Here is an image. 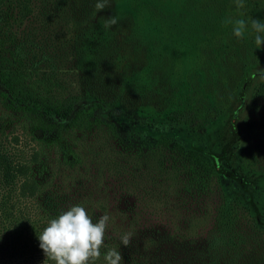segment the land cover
I'll use <instances>...</instances> for the list:
<instances>
[{"label": "trees", "instance_id": "obj_1", "mask_svg": "<svg viewBox=\"0 0 264 264\" xmlns=\"http://www.w3.org/2000/svg\"><path fill=\"white\" fill-rule=\"evenodd\" d=\"M97 2L63 0L51 15L61 29L81 33L97 23L114 38L115 58L92 70L76 66L81 52L70 43L54 57L38 46L22 54L15 25L32 14V1L0 0V264H54L37 235L75 205L94 223L109 216L92 264H106L110 248L121 253L120 264H264V167L250 144L255 124L242 116L248 99L264 97V44L257 48L250 26L237 38L225 23L264 22V0H243V9L235 0H145L155 17L182 28L196 10L198 19L183 28L188 34L199 20L202 29L218 28L202 49L203 67L218 66L210 84L221 105L206 107L197 89L183 108L179 61L140 31L141 0H108L99 11ZM110 17L117 23L106 28ZM134 67L159 87L139 97L123 93L119 78ZM145 108L155 115L130 132ZM6 125L22 131L12 138L19 149L7 145ZM186 203L195 208L185 210ZM164 219L172 226L164 228Z\"/></svg>", "mask_w": 264, "mask_h": 264}, {"label": "rangeland", "instance_id": "obj_2", "mask_svg": "<svg viewBox=\"0 0 264 264\" xmlns=\"http://www.w3.org/2000/svg\"><path fill=\"white\" fill-rule=\"evenodd\" d=\"M32 1V14L25 19L23 22L15 25V30L19 36L20 48L19 51L24 55H30L31 49L38 46L42 48L45 57H54L60 50L61 46L65 43H70V48L79 50L81 55L79 60L76 61L77 67H84L89 69H97L102 67L111 58H115L117 54V46L115 47L114 38L110 35L107 30L101 27L100 24H95L89 29L75 33L70 27L61 25L62 29L57 26V22H53L51 15L55 7L61 5L63 0H31ZM192 3L198 4V0H191ZM189 4V3H188ZM134 8V4L131 5ZM191 6V4H190ZM189 6L183 7L182 13L187 12ZM179 9V7H176ZM134 10V9H130ZM139 13L140 31L149 37H152V44L156 45V41L161 42L162 47L169 53L176 54L179 64L177 65L176 81L180 87L179 99L183 101V108L187 106V102L190 99V94L193 90L200 89L204 97L209 101L211 107L220 106V98L216 95L214 86L210 83H214L210 75H215V71L218 66L214 63L208 64V69L204 68L205 65V54L202 49L204 40L213 38L217 33L218 28L211 30L202 29L201 22L197 21L194 33H186L183 28L190 24L191 20L198 19L196 10H193L189 15L188 19H185L183 28L179 24L174 23L175 21L159 20L153 13L148 10L145 0H141L139 7L136 9ZM169 6L164 5V12L168 13ZM190 10V7H189ZM176 24V26H173ZM191 29V28H190ZM221 32H226L225 29H221ZM156 40V41H155ZM215 46V45H213ZM155 47V46H154ZM42 55V53H41ZM214 71L212 74L211 71ZM210 72V73H209ZM224 79L227 76L223 74ZM120 88L123 93L129 94L130 96H143L156 90L159 87L158 78L153 79L151 73L148 71H142L139 68H129L119 78ZM214 85V84H213ZM188 96V97H187ZM232 106V104L230 105ZM244 111L242 113L243 118L252 119L257 130V135L253 137L251 145L259 151L257 154L259 163L263 164L264 167V97H255L253 100H247L244 103ZM2 106L0 104V115L2 114ZM155 111L152 108H145L143 111L137 114L136 120L130 125V132H137L144 129V125L140 121H146L150 116H154ZM20 126V125H19ZM1 127V122H0ZM12 126H5V133L8 138L7 145L11 148L19 149L20 144H14L12 138L14 135L21 136L22 131L18 129L14 133H11ZM11 142V143H10ZM150 196V194L148 195ZM150 198H148L149 200ZM24 200V199H23ZM30 201L31 207L33 201ZM25 200L23 202H25ZM130 205L135 206V210L140 207V202L137 199L131 198L129 200ZM126 207L123 206V209ZM185 210L195 208L194 205L186 203L184 206ZM168 219H164L165 226H172V223ZM153 224H160L157 221H153ZM160 226V225H158ZM183 226V225H182ZM206 226V225H204ZM210 227V226H209ZM208 227V228H209ZM207 228V229H208ZM207 229H198L199 233L205 234ZM31 264V263H25Z\"/></svg>", "mask_w": 264, "mask_h": 264}, {"label": "clouds", "instance_id": "obj_3", "mask_svg": "<svg viewBox=\"0 0 264 264\" xmlns=\"http://www.w3.org/2000/svg\"><path fill=\"white\" fill-rule=\"evenodd\" d=\"M108 0H99L95 4L96 9L103 10ZM237 9L244 8L243 0H235ZM117 23L115 17H110L105 22L108 28ZM225 23L233 24V34L242 38L249 26L255 35V44L260 48L264 44V22L258 19L232 20L229 18ZM108 215H102L98 222L88 215L83 206H71L68 210L62 211L55 218L47 222L46 227L37 235L39 247L43 250L46 259L54 264H92L101 257V248L104 246V237ZM131 233L121 236V243L124 247L130 244ZM106 264H120L122 255L115 248H110L103 256Z\"/></svg>", "mask_w": 264, "mask_h": 264}]
</instances>
